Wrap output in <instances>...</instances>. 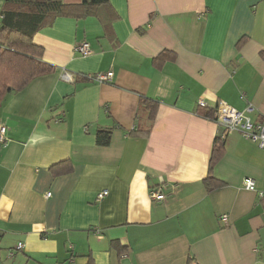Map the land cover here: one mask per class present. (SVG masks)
Masks as SVG:
<instances>
[{"label":"crops","instance_id":"crops-1","mask_svg":"<svg viewBox=\"0 0 264 264\" xmlns=\"http://www.w3.org/2000/svg\"><path fill=\"white\" fill-rule=\"evenodd\" d=\"M109 3L108 27L106 8L42 27L30 41L52 70L0 105V264H264V200L241 187L264 188V151L200 116L224 101L264 119V0ZM9 6L0 0V21ZM24 39L0 31L1 43ZM83 42L90 56L75 52ZM140 96L158 103L147 137L128 135ZM157 189L164 201L150 199Z\"/></svg>","mask_w":264,"mask_h":264},{"label":"trees","instance_id":"trees-1","mask_svg":"<svg viewBox=\"0 0 264 264\" xmlns=\"http://www.w3.org/2000/svg\"><path fill=\"white\" fill-rule=\"evenodd\" d=\"M6 2L11 6L2 12L0 31L13 30L26 39L11 40L6 44L0 42V105L7 94L21 91L33 79L52 70L51 66L42 61V48L30 41L42 27L50 25L57 17L83 18L99 8L110 10V15L105 17L106 19H101L107 27L116 19L109 0H6ZM138 31L143 33L145 29L139 28ZM163 56L158 60H162ZM139 99L135 114L137 125L128 132V135L147 137L155 120L158 103L142 96ZM215 113L216 109L205 110L200 116L215 121ZM110 136V130H99L96 134L97 145L108 146ZM223 154L224 141L221 137H217L213 141L208 176L205 179L208 188L218 187L219 182L213 177L212 171ZM70 167L68 161L60 162L51 166V171L54 175L65 174L70 171Z\"/></svg>","mask_w":264,"mask_h":264},{"label":"built area","instance_id":"built-area-1","mask_svg":"<svg viewBox=\"0 0 264 264\" xmlns=\"http://www.w3.org/2000/svg\"><path fill=\"white\" fill-rule=\"evenodd\" d=\"M75 52L81 55L82 57H87L91 55L90 45L87 42H83L78 44L75 47ZM112 77V73H107L105 75L97 74L93 77H88L89 79H93L99 82H106L110 80ZM63 78H68L72 80L71 75H68L66 72L63 74ZM198 107L200 109H204L206 107L205 103L200 100L198 102ZM216 113L214 116L215 122L221 127L223 138L226 134L231 132H238L242 135V137L246 140H249L257 145V147L264 151V119L260 121H252L248 114L253 112V107L248 105L244 111H239L230 105H228L224 101H218L216 105ZM8 143L7 137V127L3 124H0V149L5 148ZM241 187L248 191L256 193L257 197L260 200H264V188L258 189L255 181L249 177H245L241 182ZM108 195V192L101 191L96 196V201L103 200ZM48 196V195H47ZM152 201H164L165 196L160 192V190H154L150 192L149 195ZM221 218L223 221H226L227 216L222 215ZM23 243H18L16 249H23ZM13 253H9L11 257Z\"/></svg>","mask_w":264,"mask_h":264}]
</instances>
